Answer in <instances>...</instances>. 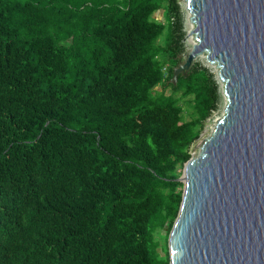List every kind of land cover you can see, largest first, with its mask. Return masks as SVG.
<instances>
[{
  "label": "trees",
  "instance_id": "16d2710c",
  "mask_svg": "<svg viewBox=\"0 0 264 264\" xmlns=\"http://www.w3.org/2000/svg\"><path fill=\"white\" fill-rule=\"evenodd\" d=\"M183 37L174 0H0V264H169L219 102Z\"/></svg>",
  "mask_w": 264,
  "mask_h": 264
},
{
  "label": "water",
  "instance_id": "95a60500",
  "mask_svg": "<svg viewBox=\"0 0 264 264\" xmlns=\"http://www.w3.org/2000/svg\"><path fill=\"white\" fill-rule=\"evenodd\" d=\"M194 38L171 83L199 56L213 65L223 115L184 164L167 236L169 264H264V0H185Z\"/></svg>",
  "mask_w": 264,
  "mask_h": 264
},
{
  "label": "rangeland",
  "instance_id": "374dc122",
  "mask_svg": "<svg viewBox=\"0 0 264 264\" xmlns=\"http://www.w3.org/2000/svg\"><path fill=\"white\" fill-rule=\"evenodd\" d=\"M174 3L177 7V13H178V20L181 27V32L183 33V44L185 46V52L188 50H191L193 44H194V38L190 35L191 30L193 29V24L190 21L191 15L188 11V8L185 4V0H174ZM167 33V28L164 30V35ZM195 62H198L202 67L208 70L209 73L213 75V80L215 82V85L217 87V95L219 97V102L217 103V109L214 110L211 114V116L205 120V122L202 125V128L200 130V136L199 138L191 145L189 149V153L191 158L197 157L199 154V147L203 140L208 138L219 118L223 115L224 105H225V97L222 94V83L220 82V79L217 75L216 68L209 64L204 56H199L196 58ZM155 90H160L159 87H157ZM180 104L182 105L185 119L188 117V111L187 107L184 105V101H180ZM167 229L164 228L157 232L155 235L156 242L158 244V252L159 250H164V240L163 236H168ZM167 244V243H166Z\"/></svg>",
  "mask_w": 264,
  "mask_h": 264
},
{
  "label": "bare ground",
  "instance_id": "6f19581e",
  "mask_svg": "<svg viewBox=\"0 0 264 264\" xmlns=\"http://www.w3.org/2000/svg\"><path fill=\"white\" fill-rule=\"evenodd\" d=\"M2 179V178H1ZM19 225V224H18ZM8 243V242H7Z\"/></svg>",
  "mask_w": 264,
  "mask_h": 264
}]
</instances>
